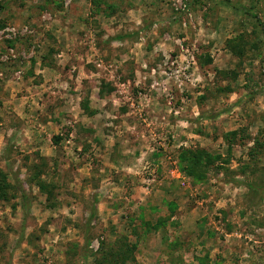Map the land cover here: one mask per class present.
Here are the masks:
<instances>
[{
    "label": "rangeland",
    "instance_id": "374dc122",
    "mask_svg": "<svg viewBox=\"0 0 264 264\" xmlns=\"http://www.w3.org/2000/svg\"><path fill=\"white\" fill-rule=\"evenodd\" d=\"M0 25V169L29 202L0 198V264H264V0H0ZM181 148L220 159L182 188Z\"/></svg>",
    "mask_w": 264,
    "mask_h": 264
},
{
    "label": "trees",
    "instance_id": "16d2710c",
    "mask_svg": "<svg viewBox=\"0 0 264 264\" xmlns=\"http://www.w3.org/2000/svg\"><path fill=\"white\" fill-rule=\"evenodd\" d=\"M1 27L2 26L0 25V28ZM231 47H232V51L235 54L239 56L242 55L243 49L240 48L239 45L233 44ZM208 62H211V61L208 60ZM102 89L100 90V93H99L100 97H102L104 94V91ZM109 91H112V90H109ZM88 104H89L88 100L82 101L81 109L88 116H92L94 113L89 110ZM240 133H241L240 130L229 133L227 136H225L226 142L231 143L235 141L238 137H240ZM247 138L248 137H245V139ZM241 139H244V136ZM61 141H62V138L59 136L53 137V140H52L54 145L59 144ZM255 145L256 146H253L247 153V155L251 158L254 157L256 150L262 147V144L258 140H256ZM43 159L40 158V160L44 161ZM219 159H220L219 155H213L203 149L194 150L191 148H181L179 150V154L177 157V167L186 177L189 178V180H191L192 183H201L206 179L207 173L209 171V167L213 166L216 163V161H218ZM248 164L249 163L245 164L244 168L240 170L241 175L246 176L247 170H250V173L260 172V170H258L256 167L252 170V168H250ZM35 168H37L36 169L37 173H34L30 181L35 183L39 192L46 195V198H47L46 201L50 202L52 198L53 186L51 183L41 180L40 175L42 173V170L38 166H36ZM14 181H15V184L19 183V180L16 177H14ZM243 185H245L248 191H251V192L255 191V193L256 192L258 193L260 191V193L261 192L264 193V186H257L258 188L255 189L254 185L251 182L244 183ZM16 189L20 192L19 197L21 200V207L24 212H27L29 210V202H28V198L26 194L24 193V191L22 190L20 186L16 187V185H12L8 180L7 174L0 169V198L1 199L4 198L9 190H16ZM92 217H94V212L91 213L89 220H91ZM86 227L88 228V224L86 225ZM129 252L128 250L126 251L123 250L120 253L112 252L109 254L110 256L109 259L115 262L116 264H125L126 262H129V260H131V259H128ZM103 260L104 262H107L106 258H103ZM198 262L199 264H208V263L203 262L202 260H199Z\"/></svg>",
    "mask_w": 264,
    "mask_h": 264
},
{
    "label": "built area",
    "instance_id": "2783aa9c",
    "mask_svg": "<svg viewBox=\"0 0 264 264\" xmlns=\"http://www.w3.org/2000/svg\"><path fill=\"white\" fill-rule=\"evenodd\" d=\"M66 144H69V142ZM169 174L171 179L176 181L182 188H185L189 182V179L177 167L176 162L173 163V166L169 170Z\"/></svg>",
    "mask_w": 264,
    "mask_h": 264
},
{
    "label": "crops",
    "instance_id": "0c3cea01",
    "mask_svg": "<svg viewBox=\"0 0 264 264\" xmlns=\"http://www.w3.org/2000/svg\"><path fill=\"white\" fill-rule=\"evenodd\" d=\"M99 91L101 90V88L99 87V89H98ZM87 99H89V98H87ZM81 105V104H80ZM82 110V109H81ZM84 113V112H83ZM87 115V114H86ZM88 116V115H87ZM89 117H91V116H89ZM47 124H50V122H47ZM40 127H42V128H46V126L45 125H43V124H41V125H39ZM72 134L70 133L69 134V136L66 138L67 140H65V139H63L64 141H65V143H67V142H69V144H71V142H72Z\"/></svg>",
    "mask_w": 264,
    "mask_h": 264
}]
</instances>
